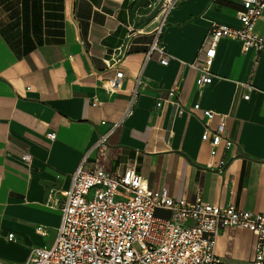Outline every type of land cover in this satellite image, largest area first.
Instances as JSON below:
<instances>
[{"label": "crops", "instance_id": "0c3cea01", "mask_svg": "<svg viewBox=\"0 0 264 264\" xmlns=\"http://www.w3.org/2000/svg\"><path fill=\"white\" fill-rule=\"evenodd\" d=\"M163 5L0 0V264L22 263L34 247L54 241L61 210L50 205L87 153L114 173L135 168L175 198L200 195L264 212V52L223 38L210 83L199 85L202 65L191 66L204 59L212 21L240 25L242 0H178L159 39L171 55L167 64L157 50L148 57ZM255 29L264 34V12ZM118 68L123 86L110 92L105 84ZM220 123L233 145L221 142L213 154L210 137ZM114 125L102 155L95 144ZM255 244L252 231L223 228L219 264H252Z\"/></svg>", "mask_w": 264, "mask_h": 264}, {"label": "built area", "instance_id": "2783aa9c", "mask_svg": "<svg viewBox=\"0 0 264 264\" xmlns=\"http://www.w3.org/2000/svg\"><path fill=\"white\" fill-rule=\"evenodd\" d=\"M177 2L164 0L163 17L148 49V57L152 51H159L162 64H167L171 55L159 44V39L166 17ZM263 12L264 0H242L238 27L216 21L210 23L204 59L191 64L193 67L202 65L203 72L197 79L199 85L212 81L210 66L221 39L238 40L244 51L264 52V34L255 29ZM119 51L120 55L124 54L121 48ZM125 76L124 69L118 68L105 88L110 92L122 89ZM170 93L173 95V91ZM138 94L137 81L131 91L129 110ZM161 104L162 101L157 102V106ZM211 113L204 111L206 116ZM115 126L102 134L95 144L102 155ZM48 136L54 138L55 133H48ZM221 142L226 148L233 145L224 136L223 123L211 133L213 154ZM89 156L90 153L84 155L73 172L69 187L60 191L61 198L50 205L59 206L61 210L54 241L34 247L24 262L14 264H219L215 246L225 227L252 231L256 237L252 264H264V212L234 205L219 206L200 195L193 200L175 198L166 187H150L133 167L126 168L123 173H114L104 164L92 162ZM22 158L27 163L31 161L28 152ZM226 163L227 160L222 159L220 167ZM159 210L168 215H158ZM41 230L45 233V229ZM8 237L12 239L13 233Z\"/></svg>", "mask_w": 264, "mask_h": 264}, {"label": "rangeland", "instance_id": "374dc122", "mask_svg": "<svg viewBox=\"0 0 264 264\" xmlns=\"http://www.w3.org/2000/svg\"><path fill=\"white\" fill-rule=\"evenodd\" d=\"M158 215H164L161 211H157Z\"/></svg>", "mask_w": 264, "mask_h": 264}]
</instances>
